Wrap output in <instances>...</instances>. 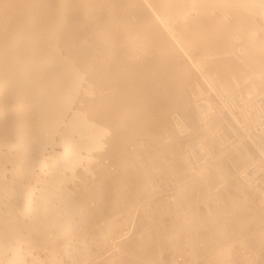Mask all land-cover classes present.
Masks as SVG:
<instances>
[{
  "label": "bare ground",
  "instance_id": "bare-ground-1",
  "mask_svg": "<svg viewBox=\"0 0 264 264\" xmlns=\"http://www.w3.org/2000/svg\"><path fill=\"white\" fill-rule=\"evenodd\" d=\"M166 2L0 0V264H162L173 249L188 252L175 264H264L262 157L257 181L244 167L251 190L239 172L248 145L264 149V0ZM190 9L207 21L186 25ZM104 11L114 19L94 52L88 36ZM137 43L157 47L158 61ZM176 110L185 123L170 120ZM192 123L202 141L178 154ZM203 155L211 165H197ZM217 202L223 210L198 229V204Z\"/></svg>",
  "mask_w": 264,
  "mask_h": 264
},
{
  "label": "rangeland",
  "instance_id": "rangeland-1",
  "mask_svg": "<svg viewBox=\"0 0 264 264\" xmlns=\"http://www.w3.org/2000/svg\"><path fill=\"white\" fill-rule=\"evenodd\" d=\"M153 1H156V2H159V4H160V2H161V4L164 6L165 5V2H166V0H153ZM141 3H142V1H140ZM144 3V2H143ZM142 3V4H143ZM167 3V2H166ZM158 10H159V12H160V16H162L163 18H165L166 16L164 15L165 14V11L166 10H164L162 7H158ZM193 11V12H192ZM149 13V12H148ZM109 14V15H108ZM216 16H218L219 14H217V13H214ZM221 14H222V12H221ZM188 15H189V21H186V20H183V22L186 24V25H188L189 24V22L191 21L190 19L191 18H200L201 20H200V22H202V23H205L207 20L202 16V15H200V13L199 12H197V11H195V10H192V9H190L189 10V13H188ZM114 15H113V12H111V13H107L106 11H104V13L103 14H101L100 15V18H101V28L100 27H96L95 28V30H96V34H95V36H88V39L90 40V41H93L94 43H95V41H96V43H95V45H94V52L95 51H102V48H103V46L104 45H102V43L100 44V42H101V40L102 39H105V36H103V37H101V34H102V29H104L105 31H106V35H107V33H108V29L105 27L106 25H103V24H105V23H107V20H113L114 19V17H113ZM176 16V15H175ZM175 16L173 17V19L175 18ZM218 19V18H217ZM223 19V21H224V23L223 24H225L224 25V27L227 29V33H234L235 35H237L238 37H236L237 38V42H239L238 44L241 46V44H243V41H244V37L238 32V30L236 29V24H235V22H234V19L232 18V17H230L229 15H227V17H224V18H222ZM176 22L177 23H179V22H181L179 19H176ZM228 22V23H227ZM161 27H164V24L162 23L161 25H160ZM83 27H86V26H83ZM116 29H115V31L117 30V29H122V26L121 25H118L117 27H115ZM253 32V38L255 39V32H254V30L252 31ZM166 35H167V37L170 39V35L168 34V33H166ZM262 38V36H261V33H260V39ZM137 48H138V50H140L141 51V53L142 54H144L145 56H147L149 59H152V58H154L155 59V62H157L158 61V59H159V50H158V48L157 47H155V46H153V47H151V46H148V45H145V44H141L140 45V43L138 44L137 43ZM245 48L244 47H240L238 50L236 49V51L237 52H239V53H242V52H240V51H243ZM185 52H187V53H189V51L186 49V51ZM190 54V53H189ZM143 55V56H144ZM142 55H140V57H141ZM142 56V57H143ZM95 57H97L96 55H95ZM139 57V58H140ZM184 57V55L182 56V57H180V58H183ZM211 58H214V57H211ZM243 58L241 59L240 58V60L239 61H241L240 63L242 64V63H245V62H243ZM195 64H196V68L194 69L195 71L194 72H197V71H199V70H201V65H202V62H201V60H199V61H196L195 62ZM199 73V72H198ZM153 74L155 75V73L153 72ZM263 74H264V71H263ZM208 78L209 79H211V73L209 74V76H208ZM206 81H207V79H206ZM247 86V85H246ZM233 87V86H232ZM115 88H116V86H115ZM112 91H114V89L112 88L111 89ZM110 91V90H109ZM190 93H191V96L193 97V98H197V99H201V101L202 100H204L205 99V92L204 91H201L200 90V86L196 83V82H194L192 85H191V88H190ZM219 92V91H218ZM218 95V94H217ZM221 95H223L222 94V92L220 91V95H218V96H221ZM222 97H224V95L222 96ZM232 97L235 99L236 98V92L235 93H233L232 94ZM219 98H221V97H219ZM219 98H217V99H219ZM250 104H253V102L252 103H250ZM249 105V104H248ZM251 105H249V106H247L246 108H249ZM172 110V109H171ZM173 111V110H172ZM169 116L172 118V119H170V120H173V121H176V122H180L181 121V123H182V121H183V123H185V120L184 119H182V114L178 111V110H176L174 113H173V115L170 113L169 114ZM138 117H139V114H137V113H135L133 116H132V120H133V122H136L137 121V119H138ZM175 117V118H174ZM264 117L261 119L262 120V122H264ZM195 121V120H194ZM193 122V121H192ZM180 123V124H181ZM224 123H222L221 124V126L223 125ZM226 124V123H225ZM224 124V125H225ZM223 125V126H224ZM257 125V124H256ZM187 126V125H186ZM190 126V125H189ZM226 126V125H225ZM182 133H181V137H179L178 139H177V141H176V143L174 144V146L172 147V149H176L177 151H178V154H183V153H185L184 151H186V150H192L193 151V149H195L196 147H197V145L199 144V143H201V141H202V139L200 138V139H198V137L200 136V130H198L197 128H196V126L195 125H193V123L191 124V126L189 127V128H182ZM188 131H190V134L188 133ZM257 131H259L258 130V128H257ZM157 132H162V130H158ZM260 133L262 132V129L260 128V131H259ZM163 133V132H162ZM232 135H230L231 136V138L229 137V139H231V140H234L235 139V136H234V134L233 133H231ZM234 138V139H233ZM236 138H237V135H236ZM249 139V138H248ZM230 140V141H231ZM236 140V139H235ZM227 142V141H226ZM140 143H142V142H140ZM252 143V142H251ZM229 143L227 142V144L225 143L224 145H223V147L224 146H227ZM254 145V144H253ZM251 146V144L250 145H248V149L250 150L251 148H253V150L251 151V154L253 155H250V160H251V158H252V161H249V164H248V161H246V163L245 164H247V166L246 165H244V164H242V165H244L243 167H242V165H239V166H241V167H239L240 169H239V172H243L242 174L243 175H241L242 177H240V178H243V176H244V180L242 179V181L240 180V178L238 177L237 179V181H239L240 180V182H242L243 184H245V186L247 185V187L249 188L250 186L249 185H253L252 183H253V181L252 182H250L251 180H250V178H251V175H253V174H255L254 173V169L257 167V166H259L258 164H259V162H260V159H261V157H262V159H261V162H263V163H261L262 164V170H260L259 172L261 173V176H260V174H259V172H258V177H257V175H256V179L258 180H256L255 179V176H254V179L257 181V184L260 186V190H262V193L264 194V183H262L263 181H264V160H263V157H264V149H262L263 151H261L262 152V155H260L259 156V149H258V147L256 146V148H255V145L253 146V147H250ZM157 147H158V145L156 144V143H153V142H151V143H149L148 144V147H147V149H149V153H151L150 155V158L152 159V157L155 159V157H156V152L158 151V149H157ZM162 149V151L161 152H166L168 155H169V151L167 150V149H163V148H161ZM257 149H258V152H256L257 151ZM219 151L221 150V148L220 149H218ZM231 151V149H227L226 151H225V153H226V155H228V154H230L229 152ZM218 152V151H217ZM261 154V153H260ZM208 155H212V154H208ZM208 155H206V157L204 156V158L206 159H204V158H198L197 159V165H199V164H203L205 161V163L203 164V165H211V161H214V159H212V160H210L209 162L207 161L208 160V158H210V156H208ZM145 156V158L147 159V156L146 155H144ZM245 157V156H244ZM243 157V158H244ZM256 157V158H255ZM212 158V157H211ZM240 162V161H239ZM253 163L254 164V166H252L251 164ZM248 165L249 166H252V167H248ZM247 167V169H249V171H250V173H249V171H248V173H247V169H245V168ZM244 169V170H243ZM252 171H253V173H252ZM247 173L249 176H250V178H249V176L247 175V174H245V173ZM245 174V175H244ZM140 176H145V177H147V174H146V172H145V170L143 169V170H141V174H140ZM246 176H247V178L250 180H245V178H246ZM253 176H252V180H253ZM143 178V181H142V184L143 185H145V183H146V178ZM262 178V179H261ZM260 179V180H259ZM246 181H248V182H246ZM246 182V183H245ZM259 182H261V183H259ZM241 183V184H242ZM218 183L217 182H215L214 180H213V182H211V185H212V191L213 190H216V189H218L219 188V185H217ZM263 184V185H262ZM155 186H157V185H155V183H154V189H155ZM203 190H204V188H203ZM249 190H251L250 188H249ZM205 191V190H204ZM260 192V191H259ZM215 193L213 192H209V194H208V196L209 195H212V196H216V195H214ZM263 197H264V195H263ZM146 198V205H149L150 204V202H149V200H148V197H145ZM164 198H162V200H163ZM210 199H213V197H211L210 196ZM264 199V198H263ZM263 202H264V200H262ZM162 202V201H161ZM160 202V203H161ZM262 202V203H263ZM219 203V204H218ZM220 203H222L223 204V202H217L216 203V205L214 204L213 205V208L209 211V212H206V211H204L202 208H201V205L200 204H198L199 206H198V209H200V210H202V213L201 214H199L198 216H199V220L198 221H200L198 224H200V226H201V228L200 227H198V229H205V228H208L209 227V225H210V223H208V222H210V221H212V220H210V215L211 214H213L215 211H220V209L221 210H223V205L222 204H220ZM264 204V203H263ZM262 204V205H263ZM156 206H159L158 204L156 205ZM264 207V206H263ZM249 214H251V212H248ZM149 215V213L147 212V214H146V216H148ZM161 224H162V222H161ZM170 226V227H169ZM169 231L172 233V234H174L175 236H176V234L178 233V231H177V229L172 225L171 226V222H170V224H169ZM171 228V229H170ZM175 228V229H174ZM174 229V230H173ZM219 232V229H217V228H214L213 229V233L214 232ZM215 232V233H216ZM198 239H191V240H189V244L191 243L193 246L195 245L196 246V244H198L197 241ZM194 241V242H193ZM197 241V242H196ZM139 250H140V248H139ZM139 250H138V252L137 253H139ZM164 251H166L165 249H164ZM244 252V251H243ZM137 253H132V256L130 257V259H128V261H131V258L133 257V256H135L136 257V254ZM188 252L187 251H185V250H181V249H177V250H170V255H167V253H165L164 254V256L161 258V263L162 264H175L176 262H181V261H185L186 259V254H187ZM134 257V258H135ZM143 261V259H141V263L140 264H146V263H144V262H142ZM199 261H196V264H203V263H201V262H199Z\"/></svg>",
  "mask_w": 264,
  "mask_h": 264
}]
</instances>
